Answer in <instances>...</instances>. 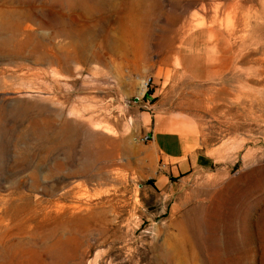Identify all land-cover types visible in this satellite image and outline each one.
<instances>
[{"label":"rangeland","instance_id":"1","mask_svg":"<svg viewBox=\"0 0 264 264\" xmlns=\"http://www.w3.org/2000/svg\"><path fill=\"white\" fill-rule=\"evenodd\" d=\"M263 59L264 0H0V264H264Z\"/></svg>","mask_w":264,"mask_h":264},{"label":"crops","instance_id":"2","mask_svg":"<svg viewBox=\"0 0 264 264\" xmlns=\"http://www.w3.org/2000/svg\"><path fill=\"white\" fill-rule=\"evenodd\" d=\"M207 33L209 34V36L210 35H215V33H219V32H213V33H211L210 31H209V29L208 30H205L204 32L202 31V32H200V34H199V32H198V34L196 35V37H199V36H205V35H207ZM220 38H222V39H227V37L226 36H222V35H220V33H219V35H218ZM193 39V38H192ZM192 39H191V41H192ZM203 46H206V47H209V49L211 48V43H210V41H206V42H203V43H201ZM205 47V48H206ZM185 140L183 139V138H175V137H171V145L172 146H175V147H180L181 149H187L186 150V153L188 152L189 153V150L188 149H190V145H188V143L187 144H185ZM186 146H187V148H186Z\"/></svg>","mask_w":264,"mask_h":264},{"label":"bare ground","instance_id":"3","mask_svg":"<svg viewBox=\"0 0 264 264\" xmlns=\"http://www.w3.org/2000/svg\"><path fill=\"white\" fill-rule=\"evenodd\" d=\"M17 25H19V24H17ZM200 26H201V24H198V28H200ZM209 31H210L211 33H213V32H219L220 29H219V28H216V27H211V28L209 29ZM209 37L212 38V35H210ZM263 62H264V59H263ZM79 209H81V208H79ZM59 248H60V247H59Z\"/></svg>","mask_w":264,"mask_h":264}]
</instances>
